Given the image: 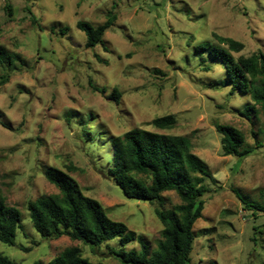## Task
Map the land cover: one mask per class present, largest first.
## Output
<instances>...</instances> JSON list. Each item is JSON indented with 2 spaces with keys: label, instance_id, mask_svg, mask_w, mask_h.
Segmentation results:
<instances>
[{
  "label": "rangeland",
  "instance_id": "obj_1",
  "mask_svg": "<svg viewBox=\"0 0 264 264\" xmlns=\"http://www.w3.org/2000/svg\"><path fill=\"white\" fill-rule=\"evenodd\" d=\"M110 15L104 45L87 49L76 24L97 27ZM213 35L242 43L235 57L264 52V0H0V46L12 61L0 67V194L22 219L15 246L0 243V254L46 264L76 247L92 263L116 264L108 247L117 242L91 252L33 230L27 203L57 194L44 167L66 173L154 250L162 225L152 206L125 199L108 175L112 140L139 128L187 138L216 181L206 183L190 264H264V214L253 208L264 206V112L240 116L250 95L231 94L223 65L195 50ZM165 115L176 117L172 130L149 125ZM214 124L239 130L248 156H222ZM164 200L166 209L179 202L172 192Z\"/></svg>",
  "mask_w": 264,
  "mask_h": 264
},
{
  "label": "trees",
  "instance_id": "obj_2",
  "mask_svg": "<svg viewBox=\"0 0 264 264\" xmlns=\"http://www.w3.org/2000/svg\"><path fill=\"white\" fill-rule=\"evenodd\" d=\"M10 13V7L5 6ZM110 15L100 26L92 27L83 22L76 28L86 38L85 47L103 46V36L115 23ZM214 41L196 51H206L219 61L226 71L230 92L249 94L251 104L238 114L245 115L255 106L264 112V52L257 49L251 55L237 56L244 49L240 42L213 35ZM11 58L0 46V67L11 66ZM8 82V76L0 77V85ZM94 92L103 94L90 82ZM116 101V97L112 96ZM157 130L169 131L177 125L176 117H156L149 123ZM4 128H8L2 125ZM220 136L222 156L239 160L248 156L242 133L234 127L214 124ZM113 156L107 158L108 175L125 199L152 206L154 215L162 225L160 240L150 250L144 238L119 222L108 219L102 205L77 190L74 181L64 172L44 167L45 180L55 187L57 194L29 201L26 206L29 221L41 240H57L66 237L89 248L91 252L112 242L117 249L108 247L116 264H190L193 250V226L202 217L204 196L210 192L206 183H215L206 164L192 152L187 138L171 134H158L143 129H133L112 140ZM71 169H74L71 167ZM174 193L179 202L170 209L164 208V194ZM264 214V206H254ZM21 213L8 207L0 194V243L15 246L17 231L21 228ZM136 243L138 251H127V245ZM0 264H16L0 254ZM34 264H43L35 262ZM46 264H105L92 263L84 258L76 247L64 249Z\"/></svg>",
  "mask_w": 264,
  "mask_h": 264
}]
</instances>
